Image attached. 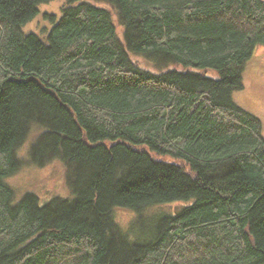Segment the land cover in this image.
Instances as JSON below:
<instances>
[{"label":"trees","instance_id":"1","mask_svg":"<svg viewBox=\"0 0 264 264\" xmlns=\"http://www.w3.org/2000/svg\"><path fill=\"white\" fill-rule=\"evenodd\" d=\"M43 1L0 0V264H264L262 124L231 95L264 0H69L44 40L21 31ZM27 141L70 197L14 200Z\"/></svg>","mask_w":264,"mask_h":264},{"label":"rangeland","instance_id":"2","mask_svg":"<svg viewBox=\"0 0 264 264\" xmlns=\"http://www.w3.org/2000/svg\"><path fill=\"white\" fill-rule=\"evenodd\" d=\"M77 2H70L69 0H47L38 3L36 6L37 13L21 26V31L25 34L34 33L44 40L52 26V21L45 14L54 15L55 19H58L63 7L75 5ZM133 59L145 69L157 70L155 69V65L142 55H133ZM166 68L181 69V66L170 64ZM207 73L212 74L211 72ZM242 83L243 86L241 88L232 91V99L235 103L256 115L261 120L262 134L264 136V46L262 44L255 46L253 54L243 70ZM28 149V141L18 148L17 153L22 157L24 162L15 173L6 178L14 189V200L16 201V199L26 192H34L38 196L41 204L52 196L70 197L72 194L64 179L62 162L54 160L46 166L35 165L27 161ZM164 159L170 162L176 161L170 156H166ZM190 202L175 201L163 203L158 206L153 205L151 208L146 207L140 211L116 209L114 215L117 222L125 230L130 232L135 217H137L135 219V227L141 230L145 227L144 220L153 217L151 214L175 213ZM127 235L131 240L136 238L132 233H127Z\"/></svg>","mask_w":264,"mask_h":264}]
</instances>
